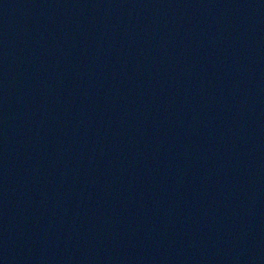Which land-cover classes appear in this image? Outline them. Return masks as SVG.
<instances>
[{
  "label": "water",
  "instance_id": "water-1",
  "mask_svg": "<svg viewBox=\"0 0 264 264\" xmlns=\"http://www.w3.org/2000/svg\"><path fill=\"white\" fill-rule=\"evenodd\" d=\"M0 264H264V0H0Z\"/></svg>",
  "mask_w": 264,
  "mask_h": 264
}]
</instances>
